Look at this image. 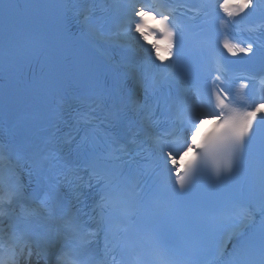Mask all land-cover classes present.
Here are the masks:
<instances>
[{
	"label": "snow or ice",
	"instance_id": "snow-or-ice-1",
	"mask_svg": "<svg viewBox=\"0 0 264 264\" xmlns=\"http://www.w3.org/2000/svg\"><path fill=\"white\" fill-rule=\"evenodd\" d=\"M62 7L65 11L61 18V28L74 34L69 12L75 4L73 0H67ZM180 7L182 5L176 4L174 0H122L118 6L120 23L111 37H105L101 28L85 17L82 23L89 35L115 43L123 42L128 47L135 44L148 52L142 64L127 66L124 79L114 78L111 84L105 82L103 87L93 89L85 99H90L95 105L103 103L106 97L113 96V104L105 117L112 122L120 121L123 112L121 101L124 98L130 100L134 107L144 111V130H157L152 137L153 150L163 157L165 167L172 177L173 187L179 194L192 189L204 176L216 181L231 177L245 159L249 146L254 141L259 142L262 194L258 206L236 205L225 208L219 217H211L210 222L214 223L218 219H239L245 231L236 236L231 252L232 264H264V96L259 98V103L249 105L251 110L241 111L234 107L233 105L242 99L249 84L255 88L257 77L249 76L246 82H241L235 87L236 78L230 76L222 64L216 61L213 68L216 75L211 81L212 88L206 95L198 87H192L161 97V90L166 85L171 86L173 75L157 74L152 69L157 66V60L163 62L167 56L175 55L176 59L170 61L173 66H178L183 58L185 29L177 19ZM219 10L223 11L224 16L219 18L218 26L227 31L230 26L239 23L238 17L242 20L249 14L246 10L264 14V0H239V3L235 4L217 0V13ZM203 14L208 15L206 11ZM149 15L158 19L162 26H154L148 19ZM3 18L7 39L14 36L23 25V14L13 0L5 3ZM162 43L166 55H161ZM222 47L232 56L244 54L245 57L251 58L256 56L259 50L264 57V48L255 42L242 46L241 43L230 42L227 35ZM259 83L264 88V74L260 75ZM141 94L143 103H138L133 98ZM258 113L262 115L260 122L256 123ZM157 114L160 118L153 119ZM213 115L220 117L215 129L203 140L198 141L197 132L200 125ZM84 122L91 123V120ZM165 125L174 126L173 131L160 132L159 129ZM56 130V125H53V130L39 147L32 146L27 138L0 145V205L11 206L17 203L22 208L19 220H14L10 212L0 208V249L4 250L3 255H0V264H15L16 245L19 240H23L20 253L28 248L29 258L30 248L34 243L45 257L55 250L56 264H90L85 252L92 243L91 238L97 236L98 231L105 232L106 241L109 235L117 243L123 239L119 234L126 230L118 226L113 227L103 218L96 222L95 230L88 229L87 221L81 219V213L75 209L73 200L80 187L79 182L83 180L78 173L81 170L87 171V186H99L104 192L99 207L105 210L119 209L127 215L130 206L119 183L120 173L107 162L122 161L125 156L130 155L129 150L124 146L114 147L117 143L115 140H106L108 148L98 151L95 146H87L85 134L83 143L77 146L81 153L73 164L62 154L64 145L58 141ZM138 135V132L133 133L131 143H136L135 137ZM70 142L71 140L68 141ZM189 149H196L198 154L181 171L178 157ZM25 172L29 177L36 174L45 178L43 194L39 199L37 192L40 186L29 192L22 182L21 175ZM70 174L73 175L72 180L68 179ZM60 178L64 179L69 191L62 190ZM257 215L260 217L258 229L255 227ZM5 217L10 221L7 226L3 223ZM34 223L40 229L35 240L32 238ZM248 229L252 231L248 232ZM153 264L184 262L182 253L157 246Z\"/></svg>",
	"mask_w": 264,
	"mask_h": 264
},
{
	"label": "bare ground",
	"instance_id": "bare-ground-1",
	"mask_svg": "<svg viewBox=\"0 0 264 264\" xmlns=\"http://www.w3.org/2000/svg\"><path fill=\"white\" fill-rule=\"evenodd\" d=\"M69 70V62H68V59L65 58L60 66L57 68V72L58 74H61L62 76H66L67 75V71Z\"/></svg>",
	"mask_w": 264,
	"mask_h": 264
}]
</instances>
